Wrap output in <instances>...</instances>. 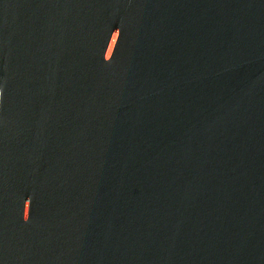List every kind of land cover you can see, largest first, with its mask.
<instances>
[{
	"label": "water",
	"instance_id": "1",
	"mask_svg": "<svg viewBox=\"0 0 264 264\" xmlns=\"http://www.w3.org/2000/svg\"><path fill=\"white\" fill-rule=\"evenodd\" d=\"M0 264H264V0H0Z\"/></svg>",
	"mask_w": 264,
	"mask_h": 264
}]
</instances>
